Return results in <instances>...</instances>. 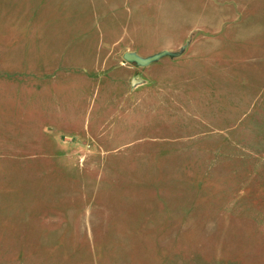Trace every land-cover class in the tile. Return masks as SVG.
I'll return each instance as SVG.
<instances>
[{
  "label": "rangeland",
  "instance_id": "374dc122",
  "mask_svg": "<svg viewBox=\"0 0 264 264\" xmlns=\"http://www.w3.org/2000/svg\"><path fill=\"white\" fill-rule=\"evenodd\" d=\"M0 264H264V0H0Z\"/></svg>",
  "mask_w": 264,
  "mask_h": 264
},
{
  "label": "water",
  "instance_id": "95a60500",
  "mask_svg": "<svg viewBox=\"0 0 264 264\" xmlns=\"http://www.w3.org/2000/svg\"><path fill=\"white\" fill-rule=\"evenodd\" d=\"M170 53L167 51H163L157 54H154L149 57H142L141 55L137 54L136 52H126L124 54V59L127 62L136 63L139 66H147L160 58H162L165 55H169Z\"/></svg>",
  "mask_w": 264,
  "mask_h": 264
}]
</instances>
